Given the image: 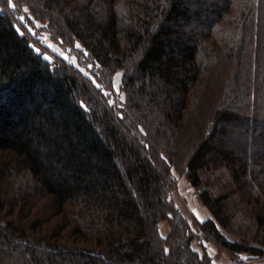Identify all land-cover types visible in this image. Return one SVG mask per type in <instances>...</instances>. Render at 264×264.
<instances>
[{
  "label": "trees",
  "instance_id": "1",
  "mask_svg": "<svg viewBox=\"0 0 264 264\" xmlns=\"http://www.w3.org/2000/svg\"><path fill=\"white\" fill-rule=\"evenodd\" d=\"M0 3V264H215L175 172L211 215L200 232L264 257V0ZM10 3L79 43L95 80L37 52Z\"/></svg>",
  "mask_w": 264,
  "mask_h": 264
},
{
  "label": "rangeland",
  "instance_id": "2",
  "mask_svg": "<svg viewBox=\"0 0 264 264\" xmlns=\"http://www.w3.org/2000/svg\"><path fill=\"white\" fill-rule=\"evenodd\" d=\"M12 5V6H11ZM12 12L15 24L21 34L26 35L37 52L49 60H63L74 67L81 75L86 78L94 79L93 66L89 64L82 55V47L79 43L69 44L51 34L47 25L22 11H15L16 8L12 3L7 6ZM3 5L0 3V9ZM96 82V81H95ZM97 84V82H96ZM113 87L115 95L122 100L125 94L122 90V72H117L113 77ZM176 188L172 191V201L181 213L190 221L192 230L196 234L192 242V248L200 254L208 253L215 264H264V257L253 258L246 254L232 255L219 247L213 240L200 232L197 223L206 221L211 218L209 211L201 204L196 191L190 185L184 175L175 172ZM171 230V225L167 221L160 224V233L163 237L167 236ZM230 240H238L234 234L223 231Z\"/></svg>",
  "mask_w": 264,
  "mask_h": 264
}]
</instances>
